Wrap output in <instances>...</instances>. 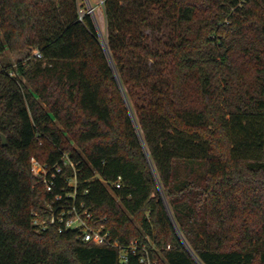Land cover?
<instances>
[{"label":"trees","instance_id":"1","mask_svg":"<svg viewBox=\"0 0 264 264\" xmlns=\"http://www.w3.org/2000/svg\"><path fill=\"white\" fill-rule=\"evenodd\" d=\"M102 1L106 48L79 0H0V264H123L34 226L72 178L155 264H264V0Z\"/></svg>","mask_w":264,"mask_h":264},{"label":"built area","instance_id":"2","mask_svg":"<svg viewBox=\"0 0 264 264\" xmlns=\"http://www.w3.org/2000/svg\"><path fill=\"white\" fill-rule=\"evenodd\" d=\"M35 55L37 58L42 57L39 52H36ZM71 165L73 166V164ZM32 166L34 177L46 184L47 191H53L57 177L56 173L52 172L54 167L42 165L36 159H32ZM59 171L57 169V172ZM68 185L73 188V191L57 195L52 202L46 204L42 213H34L33 224L38 231L55 228L60 234L74 233L76 239L84 243L118 248L120 263L123 264L129 263L131 257H137L139 264H155L147 244L134 240L127 246H121L118 241H112L105 227L97 225L98 223L94 221V216L86 204L78 200L77 186L79 185L76 178L70 179ZM114 185L117 189L122 187L119 182ZM152 249L155 248L152 247Z\"/></svg>","mask_w":264,"mask_h":264},{"label":"rangeland","instance_id":"3","mask_svg":"<svg viewBox=\"0 0 264 264\" xmlns=\"http://www.w3.org/2000/svg\"><path fill=\"white\" fill-rule=\"evenodd\" d=\"M79 5L81 7L80 9V15L85 14V11L88 13H92L93 18L96 23L97 28V35L102 43L103 40L107 39L108 33H107V25L105 20V14H104V5L102 0H79ZM9 58H6V60L11 61L10 63H13L15 65L19 59L24 57L22 54L19 53H10L7 55ZM6 61V63L8 62ZM8 141V140H7Z\"/></svg>","mask_w":264,"mask_h":264},{"label":"water","instance_id":"4","mask_svg":"<svg viewBox=\"0 0 264 264\" xmlns=\"http://www.w3.org/2000/svg\"><path fill=\"white\" fill-rule=\"evenodd\" d=\"M0 138L2 140V145L6 146L8 143L6 136L4 134L0 133Z\"/></svg>","mask_w":264,"mask_h":264},{"label":"bare ground","instance_id":"5","mask_svg":"<svg viewBox=\"0 0 264 264\" xmlns=\"http://www.w3.org/2000/svg\"><path fill=\"white\" fill-rule=\"evenodd\" d=\"M102 44H103V46H105V48L107 47L105 40H103Z\"/></svg>","mask_w":264,"mask_h":264}]
</instances>
